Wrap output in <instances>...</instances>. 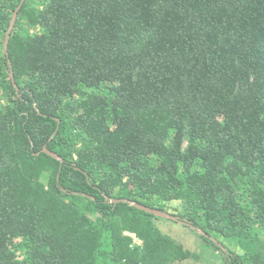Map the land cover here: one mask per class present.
I'll return each mask as SVG.
<instances>
[{
	"label": "trees",
	"instance_id": "1",
	"mask_svg": "<svg viewBox=\"0 0 264 264\" xmlns=\"http://www.w3.org/2000/svg\"><path fill=\"white\" fill-rule=\"evenodd\" d=\"M20 3L0 0V264L192 257L123 198L264 264V0H26L6 56Z\"/></svg>",
	"mask_w": 264,
	"mask_h": 264
},
{
	"label": "rangeland",
	"instance_id": "2",
	"mask_svg": "<svg viewBox=\"0 0 264 264\" xmlns=\"http://www.w3.org/2000/svg\"><path fill=\"white\" fill-rule=\"evenodd\" d=\"M32 31H36V29H32ZM42 180L46 185H49L50 179L48 175H44ZM129 189H133L132 185H129ZM172 206L173 208L181 209L180 203H173ZM170 211L177 214V211ZM154 223L164 235L183 246L186 251L192 253L191 258L177 261L173 264H223L220 253L207 245L190 227L163 218L155 219ZM125 235L133 239V245H144L143 240L136 233L125 232Z\"/></svg>",
	"mask_w": 264,
	"mask_h": 264
},
{
	"label": "water",
	"instance_id": "3",
	"mask_svg": "<svg viewBox=\"0 0 264 264\" xmlns=\"http://www.w3.org/2000/svg\"><path fill=\"white\" fill-rule=\"evenodd\" d=\"M25 2H26V0H21L20 5L17 7L16 11L14 12V15L12 17L10 26L8 28L6 40H5V43H4V52H5L6 56H9V43H10V39H11V36H12V32L14 30V27H15L16 23H17V20H18V17H19V12L22 9V7L25 4ZM9 62L11 63V60H9ZM11 75H12L13 82H14L17 90L19 91V88H18V85L16 84L13 72L11 73ZM58 123H59V126H60V124H61V120L60 119H58ZM56 134H57V131L53 134V137L51 138V140L56 136ZM41 153L48 154L49 156L59 160L61 163H64V158L62 156H60L57 152L50 150L48 148L47 144L44 146L42 152L36 153V154L40 155ZM112 202L116 203V204H118V203H127V204L131 205L132 207L137 208V209L142 210V211H145L146 213L152 214V215L156 216L157 218H163V219L175 221V222H178L180 224L186 225V226L190 227L192 230H195L197 233L201 234L202 236H205V237L210 238V239L215 241V239L213 237H211L201 227L196 226L190 220L184 219V218H182L181 216H179L177 214H173L171 212L163 211V210H160L158 208H152V207L147 206L145 204H142V203H140L138 201L124 199V198L123 199H113ZM220 246H222V245H220Z\"/></svg>",
	"mask_w": 264,
	"mask_h": 264
}]
</instances>
